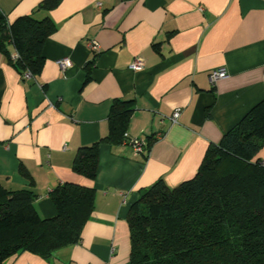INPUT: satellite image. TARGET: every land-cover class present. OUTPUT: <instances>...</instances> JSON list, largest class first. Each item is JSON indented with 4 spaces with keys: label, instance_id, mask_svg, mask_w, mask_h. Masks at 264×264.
Segmentation results:
<instances>
[{
    "label": "crops",
    "instance_id": "crops-1",
    "mask_svg": "<svg viewBox=\"0 0 264 264\" xmlns=\"http://www.w3.org/2000/svg\"><path fill=\"white\" fill-rule=\"evenodd\" d=\"M41 1L0 0V10L12 23ZM49 15L56 29L36 77L0 49V181L34 189L42 218L56 215L51 192L64 182L95 188L94 210L78 243L7 264H130L132 203L159 179L174 187L193 177L208 146L264 99V0H62ZM137 56L145 66L132 70ZM65 57L72 66L62 70ZM220 67L228 76L213 84ZM117 98L133 100L126 132L150 147L103 141L88 179L73 169L76 153L107 136Z\"/></svg>",
    "mask_w": 264,
    "mask_h": 264
},
{
    "label": "trees",
    "instance_id": "trees-1",
    "mask_svg": "<svg viewBox=\"0 0 264 264\" xmlns=\"http://www.w3.org/2000/svg\"><path fill=\"white\" fill-rule=\"evenodd\" d=\"M61 1L42 0L12 23L0 10V49L23 78L26 72L36 77L44 66V45L56 29L49 12ZM37 11L47 15L38 18ZM133 111V100L113 101L107 136L78 149L76 173L96 178L100 144L123 142ZM263 147L264 99L208 146L193 177L174 187L159 179L132 203L130 264H264ZM94 195L84 183H61L51 192L56 215L42 218L34 189L12 190L0 181V264L25 251L48 258L78 243Z\"/></svg>",
    "mask_w": 264,
    "mask_h": 264
},
{
    "label": "built area",
    "instance_id": "built-area-1",
    "mask_svg": "<svg viewBox=\"0 0 264 264\" xmlns=\"http://www.w3.org/2000/svg\"><path fill=\"white\" fill-rule=\"evenodd\" d=\"M87 45L92 51H95V52L96 51L98 52V50L100 49L99 42L97 40H94V39L89 40L87 42ZM18 55L19 54L16 51L12 53V56L14 58L17 57ZM58 64L62 70H66L70 66H72V60L69 57L61 58L58 60ZM144 66H145V59L141 56H137V57H135L134 61L130 65V68L132 70H140V69L144 68ZM227 76H228V71L224 67L216 68V69L212 70V72L210 74L211 81L213 84H215L217 81H219L222 78H226ZM24 77L30 78V77H32V74L30 72H26ZM181 112H182L181 107L174 109L172 116H171V118L174 122L178 121V118L181 115ZM123 142L129 143L130 145H132L135 152H137V153L146 152V150H147V145H148L147 140H145L143 138L132 137V136H130V134L128 132H125Z\"/></svg>",
    "mask_w": 264,
    "mask_h": 264
},
{
    "label": "rangeland",
    "instance_id": "rangeland-1",
    "mask_svg": "<svg viewBox=\"0 0 264 264\" xmlns=\"http://www.w3.org/2000/svg\"><path fill=\"white\" fill-rule=\"evenodd\" d=\"M258 156L264 157V147L259 151Z\"/></svg>",
    "mask_w": 264,
    "mask_h": 264
}]
</instances>
